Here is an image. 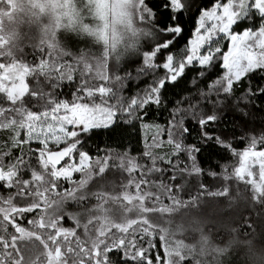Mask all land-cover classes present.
<instances>
[{"label": "snow or ice", "instance_id": "1", "mask_svg": "<svg viewBox=\"0 0 264 264\" xmlns=\"http://www.w3.org/2000/svg\"><path fill=\"white\" fill-rule=\"evenodd\" d=\"M161 8L168 14L161 17L160 13L153 12L146 0H0V57L10 58V62H0V130H10L12 135V146L19 147L21 144L36 140L42 147L36 149L39 171L32 169L31 179H21L22 167L27 164L23 154L16 157L14 163L5 165L0 163V182L4 187L15 188L17 191L8 196L0 195V264H41V257L32 259L26 256L30 251L28 242L38 241L44 249L41 254L46 264H69V257H80L78 264H85L87 259L90 264H112L109 253L122 250L124 260L122 264H153L149 253L156 247L149 239L144 246L145 237H152L157 231V226L150 223L145 214L160 212L173 213L179 206L194 203L182 202L173 194V185L163 180L157 182L150 179L153 174L161 176L168 171L173 175L168 177L175 181L177 173L200 174L201 168L197 165L196 153L208 142L214 141L216 145L231 149L234 155L239 156V166L234 169L236 179L251 185L254 193L253 199L264 201V150H257V145L264 146V135L251 137L249 145L241 152L231 148V144L222 140L220 136H213L204 129L210 124L220 120L217 109L224 104L219 99L221 94L225 99L233 94L234 84H238L242 78L257 70L264 71V23L253 31L251 28L243 32L233 31V26L244 20L252 18L251 13L255 10L260 17L264 18V0H217L215 7L211 10L201 11L195 38L185 49V55L179 59L173 54H168L162 65L155 63L158 54L169 50L175 43L176 38L182 33L180 17L184 12L190 10L188 0H161ZM18 14H23L32 23H39L42 16H48L50 22L44 24L41 31L43 36L40 40L41 51L46 45L51 51L60 47L57 38L59 30L66 32L83 33L94 37L103 45L102 57L95 61L97 69H106L108 59L115 54L119 59L118 46L121 43L129 47H135L136 38L141 30L134 26V20L144 21L147 19L153 26L157 24L164 27L155 28V32L162 36L170 37L158 42L153 50L143 53V63L148 68L162 67L167 70L164 77L153 82V85L145 90L142 96L131 98L127 106L117 96L112 87L101 85L98 88L82 86L85 96L89 99L99 95L101 103L82 102L85 96H75L68 100H57L53 93H45L37 88L30 89L28 78L33 77L39 81L40 76L52 80V73H59L56 80L64 79V67L49 60L41 59L38 64L30 65L13 56L12 48L15 46L17 33L15 26L21 23ZM86 17H91L95 23L85 22ZM5 18L8 24H5ZM150 35L153 33H149ZM223 34L230 42L228 50L223 53L224 75L215 80L208 87V91H201V99L210 98L213 93L216 100H209L212 104V113L203 114L201 109L198 124L201 128V137L197 144L186 145L183 142L185 133L189 129L184 127L183 116L175 120V116L186 113L188 109L177 107L174 110V122L168 129L167 143L172 146V156L186 153L191 161L190 167L180 168V162H173L171 158L158 156L152 151H145L143 156L151 161L150 166L140 164L135 157H127V154L119 156V168L127 172L132 178L123 185L124 191L120 195H112L108 192H89L88 186L97 177H102L109 169V161L113 159L108 153L103 157L90 156L89 152L83 150L87 136L94 129L109 128L115 123L119 111L131 115L137 109L145 108L151 104L162 102V90L166 83L177 82L185 72L187 66L198 63L205 71L213 66L217 55L221 53L220 47H213L216 37ZM128 37V40H125ZM131 41V43H129ZM204 49L202 52L201 50ZM83 61L85 72L93 70V64L88 63L81 56L78 63ZM97 75L104 81H109L107 72L97 71ZM71 80L72 75L68 74ZM120 80V77H115ZM53 88L58 84L53 83ZM264 94V88L259 89ZM248 95L254 96L251 88ZM30 97L28 103L36 100L43 101V111H33L26 106L25 98ZM115 99L116 103H109ZM239 99L247 102L248 97ZM10 106H5V104ZM199 103V102H198ZM196 105L189 104V108ZM71 126V130L69 129ZM23 129L25 138L20 139V130ZM50 145H54L53 150ZM160 147V143H155ZM7 155V153H4ZM127 161V166H125ZM61 162H64L63 164ZM158 163H164V168L158 167ZM259 166V180L254 178L253 167ZM139 172L140 177L136 179L133 173ZM81 174V178L73 180V174ZM215 175V174H213ZM246 177L248 178L246 180ZM227 179V177H225ZM67 181L72 187L64 188L61 181ZM135 188V194L127 189ZM179 189L180 185H175ZM203 185L201 188L203 189ZM155 188L157 191L153 192ZM211 196H226L229 194L228 187L222 191L209 192ZM161 196H167L171 206L164 205ZM94 197L97 204L92 208H86L81 213L68 214L74 221V228L63 227L61 221L64 219L65 205L71 201L78 206H83L88 199ZM19 201H30L21 204ZM152 201L160 204V207H147L145 202ZM111 205V206H110ZM118 206L122 211L121 222L113 219L114 208ZM36 213L33 219L27 223L31 229L23 226V220L27 214ZM129 213H136L137 219L128 218ZM87 216L86 222L81 223V216ZM99 225V227H96ZM140 225L139 243L135 231L131 233L132 238L126 239L130 229ZM9 226L14 233L8 231ZM82 228L87 239L82 240L77 235V229ZM39 229L40 231H37ZM95 230V236L88 235ZM120 234L119 238H112V230ZM159 240L164 242L163 264H184L188 256L193 253L182 241L171 244L169 241V229L160 228ZM111 239V243H108ZM34 246V245H33ZM103 246V247H102ZM217 253H224L226 249L218 248ZM157 264L161 257L155 256ZM76 264V261H73ZM197 264H201L197 261Z\"/></svg>", "mask_w": 264, "mask_h": 264}, {"label": "trees", "instance_id": "2", "mask_svg": "<svg viewBox=\"0 0 264 264\" xmlns=\"http://www.w3.org/2000/svg\"><path fill=\"white\" fill-rule=\"evenodd\" d=\"M226 1L223 0V2ZM146 3L153 9V12L158 11L161 17L168 15L160 7L161 0H146ZM188 3L190 10L184 12L180 17L182 33L169 50L158 54L155 63L162 65L168 54H173L176 59L185 55V49L196 29L200 12L217 3V0H188ZM18 16L22 22L15 26L17 38L15 46L12 48L13 56L16 59H21L30 65L38 64L41 59H46L50 63L71 66L62 69L65 74L62 80L55 79L59 75L55 72L52 73V80L46 79L44 76H40L39 81L33 77L28 78L30 89L39 88L45 93H53L57 100L64 99L71 102L75 96H85L82 90L78 91V89H82V86L95 89L104 85L112 87L127 106L132 97L142 96L149 85H153L154 81L166 74L167 70L162 67L148 68L143 63L144 52L153 50L158 42L170 38L155 32V28L164 27V25L153 26L147 19L144 21L134 20V26L141 30V34L136 38L135 47L124 44V51L119 55V59H116L114 54L109 57L107 68L104 69L109 76V81L95 80L91 83L80 69L82 61L79 63L78 61L83 55L88 58L102 57L103 45L101 42L83 33L66 34L61 29L57 33L60 47L56 51H51L44 45L41 51L40 40L43 36L41 29L49 21L45 17H41L39 23H32L23 14H18ZM251 16L250 20H244L238 25H234L233 31H240L244 28L254 29L263 21V18L255 10L252 11ZM85 22L94 23L88 18L85 19ZM5 24H8L6 18ZM226 40L222 36L221 53L217 55L213 66L207 69L204 76H201L200 73L205 70L198 63L187 66L177 82L166 83L165 89L162 90L160 104H151L145 108L137 109L131 115L119 111L115 123L109 128L94 129L84 137L86 143L83 150L88 151L90 156L103 157L111 153L113 157L109 161V169L105 174L90 182L89 192L104 191L112 195H120L125 190L123 185L127 184V181L132 177L119 168V156L124 154H127V157H135L140 164L150 166L151 161L143 154L145 151H152L158 156L171 158L173 162L179 161L180 168L190 167L191 161L188 160L186 153H180L177 156L171 155L173 148L167 143L168 129L174 122V110L177 107L188 109L186 113L177 114L175 120H179L182 115L184 127L189 129V132L184 134V144H197L198 147H201L198 143L201 137V128L198 124L201 109H203L204 115L211 114L212 104L209 100L214 101L217 97L213 93L210 98L201 99L200 93L201 91L207 92L209 85L224 75L225 69L221 64V55L226 47ZM0 62H10V58L0 57ZM68 74L72 75L71 80L67 79ZM115 77H120V80H116ZM53 83L58 84V87L53 88ZM249 88L255 93L254 96L248 95ZM260 88H264V71L260 70L242 78L238 84H234L233 94L230 98L225 99L223 94L219 97L225 101L217 109L221 117L220 120L210 123L204 131L213 136H220L222 140L229 142L231 148L237 152L243 151L249 145L251 137L259 138L264 135V94L259 93ZM243 96L248 97L247 102L239 99ZM29 99L31 98L26 97L25 103L31 110H44L43 101L38 103L36 100H32L31 103H28ZM82 102L100 104L101 97L96 95L89 99L85 96ZM116 102L115 99L109 100V103ZM189 104L196 105V107L189 108ZM5 106L10 105L6 103ZM12 135L10 130H0V163L5 165L14 163L16 157L23 154L27 164L22 167L21 179H31L32 169L40 170L35 150L42 145L37 141H31L21 144L19 147H13ZM24 138L25 133L21 129L20 139ZM156 142L160 143V147L155 146ZM50 147L55 148L54 145H50ZM262 148L264 146L257 145V149ZM196 161L202 170L200 174L177 173L178 178L175 181H170L168 177L173 175L170 170L163 176L157 173L149 177L157 182L163 180L166 184L171 183L173 194L182 202L196 198L194 203L179 206L178 210L173 213L145 214L150 223L157 226L154 235L145 237L143 242L146 247L148 240L151 239L152 243L156 245L149 253L153 264H157L155 259L157 253L161 257L160 264H163L164 260V242L159 240L160 228L169 229L171 244L182 241L194 250L184 264H197V261H200L201 264H252L250 246L254 247L258 253L264 254V201L254 200L251 185L235 178L234 169L239 164V156L234 155L231 149L216 145L214 141L208 142L207 146L202 147V150L196 153ZM125 166H127V161H125ZM157 166L164 168L167 165L158 163ZM132 176L139 179L140 173H133ZM80 178L81 174H73V180L78 181ZM61 184L64 188L72 187L67 181L62 180ZM175 185L181 187L177 189ZM201 185L204 186L203 189ZM224 187L229 189V194L226 196L207 194L222 191ZM127 190L135 194L134 186ZM16 191L15 188L4 187V182H0V195L6 197ZM152 191L157 190L153 188ZM161 200L164 205L171 206V201L167 196H161ZM29 202L18 200L21 206ZM96 204L97 200L94 197L88 199L83 206L69 201L61 213L64 215V219L61 221L62 226L74 228L75 223L68 214L81 213L84 209L92 208ZM145 206L160 207V204H153L152 201L146 200ZM112 207L114 208L113 219L116 222H121L122 211L118 206ZM34 216L36 213L27 214L22 222L23 226L31 229L32 226L27 221L33 219ZM128 218L137 219L138 216L136 213H129ZM80 219L81 223H84L87 216L82 215ZM8 231L14 233L10 226ZM37 231L40 230L37 229ZM133 231L137 234L139 243V236L142 235L140 225L130 229L126 239L132 238ZM112 233V238H119L120 234L115 229L112 230ZM77 235L82 240L87 239L82 228L77 229ZM88 235L94 237L95 230L93 229ZM107 242L111 243V239ZM28 248L30 251L26 253V256H31L32 259L40 256L41 264H46L41 255L44 252L43 246L38 241L28 242ZM218 248L226 249V251L222 254L217 253L215 250ZM109 258L112 264H122L124 260L122 250L114 249L109 253ZM79 259L80 257H69V264H73V261L78 264ZM85 264H90V262L85 259Z\"/></svg>", "mask_w": 264, "mask_h": 264}, {"label": "rangeland", "instance_id": "3", "mask_svg": "<svg viewBox=\"0 0 264 264\" xmlns=\"http://www.w3.org/2000/svg\"><path fill=\"white\" fill-rule=\"evenodd\" d=\"M227 2V1H226ZM215 5H216V3H214L212 6H210V7H208V8H206V9H204V10H211L213 7H215ZM203 11V10H202ZM200 14H201V12H200ZM42 17H45L49 22H50V19H49V17L48 16H42ZM199 17H200V15H199ZM86 18H88V19H90V20H92V18L91 17H86ZM93 21V20H92ZM94 22V21H93ZM95 23V22H94ZM198 23H199V18H198V20H197V25H196V28L198 27ZM262 23H264V18H263V21L261 22V24ZM261 24H259L256 28H254V29H252L253 31H255V30H257L259 27H260V25ZM245 29H247V28H244V29H241L240 31H235V32H243ZM63 30V29H62ZM196 30V29H195ZM64 31V30H63ZM66 34H70L71 32H66V31H64ZM195 34H196V32L194 31L193 33H192V35H191V37H190V39H189V42H188V46H189V43H190V41L192 40V39H194L195 38ZM222 36H223V34H219L217 37H216V43H214L213 44V47H220V44L222 43ZM125 40H128V37H125ZM124 44L125 43H121L119 46H118V51H119V53L121 54L123 51H124ZM230 46V42L228 41V40H226V47H225V49L223 50V52H222V55H223V53L224 52H226L227 50H228V47ZM202 52L204 51V49H202L201 50ZM115 55V54H114ZM222 55H221V64L223 65V61H222ZM81 57V56H80ZM83 57H85V59L87 60V62L88 63H91V64H93V70H92V72H90V73H87V72H85V70H84V67H83V61H82V66L80 67V69H81V71H82V73L87 77V79L89 80V82H91V81H95V80H102L101 78H100V76L99 75H97L96 74V72L97 71H101V72H104L105 70L103 69V68H101V69H97L96 68V65H95V61H96V59L97 58H99V57H91V58H88L86 55H83ZM226 70H224V72H225ZM93 82H91V83H93ZM69 129L71 130V126H69ZM32 141H36V140H32ZM38 142V141H37ZM53 150H56V148H53ZM258 151L259 150H264V148H262V149H257ZM62 164L64 163V162H61ZM238 166H239V164H238ZM237 166V167H238ZM253 172H254V178L258 181L259 180V166L258 165H255L254 167H253ZM247 178V177H246ZM248 179V178H247Z\"/></svg>", "mask_w": 264, "mask_h": 264}, {"label": "clouds", "instance_id": "4", "mask_svg": "<svg viewBox=\"0 0 264 264\" xmlns=\"http://www.w3.org/2000/svg\"><path fill=\"white\" fill-rule=\"evenodd\" d=\"M249 252L252 257V264H264V254L258 253L254 247H249Z\"/></svg>", "mask_w": 264, "mask_h": 264}]
</instances>
